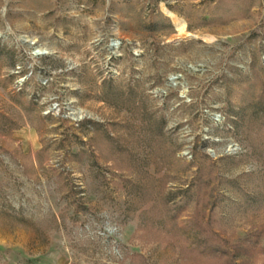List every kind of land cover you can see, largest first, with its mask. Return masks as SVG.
I'll use <instances>...</instances> for the list:
<instances>
[{
    "label": "rangeland",
    "instance_id": "374dc122",
    "mask_svg": "<svg viewBox=\"0 0 264 264\" xmlns=\"http://www.w3.org/2000/svg\"><path fill=\"white\" fill-rule=\"evenodd\" d=\"M199 238L264 264V0H0V264Z\"/></svg>",
    "mask_w": 264,
    "mask_h": 264
},
{
    "label": "trees",
    "instance_id": "16d2710c",
    "mask_svg": "<svg viewBox=\"0 0 264 264\" xmlns=\"http://www.w3.org/2000/svg\"><path fill=\"white\" fill-rule=\"evenodd\" d=\"M202 222L201 220H199V235H205L207 236L208 234L206 233L205 230H202ZM211 241V242H210ZM219 241H215L213 238L211 239H202L199 238V252L202 253L200 251V249H202L203 252L207 253V254H211V256H213V258H217L223 261V264H232V261L234 263V259L236 258V256H238V254L240 252H248V249L250 251V249H252L251 247H253L252 245H250L249 247H234V249L236 250L234 253L231 252L230 250L228 251L225 248H222L220 246H217L214 243H218Z\"/></svg>",
    "mask_w": 264,
    "mask_h": 264
},
{
    "label": "bare ground",
    "instance_id": "6f19581e",
    "mask_svg": "<svg viewBox=\"0 0 264 264\" xmlns=\"http://www.w3.org/2000/svg\"><path fill=\"white\" fill-rule=\"evenodd\" d=\"M25 42H29L31 45L33 44L32 41H28L27 39H25ZM39 53H43V50L41 49H34V54H39ZM175 78L172 79V85L175 86L176 82H175Z\"/></svg>",
    "mask_w": 264,
    "mask_h": 264
},
{
    "label": "water",
    "instance_id": "95a60500",
    "mask_svg": "<svg viewBox=\"0 0 264 264\" xmlns=\"http://www.w3.org/2000/svg\"><path fill=\"white\" fill-rule=\"evenodd\" d=\"M173 78H176V77H172V78L170 79V81H172Z\"/></svg>",
    "mask_w": 264,
    "mask_h": 264
}]
</instances>
